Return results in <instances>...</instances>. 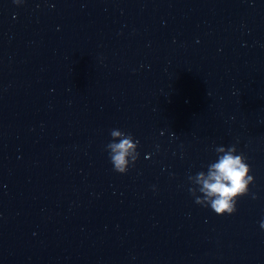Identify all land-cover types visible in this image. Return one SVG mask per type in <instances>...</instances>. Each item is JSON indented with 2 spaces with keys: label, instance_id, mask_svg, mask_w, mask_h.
I'll use <instances>...</instances> for the list:
<instances>
[{
  "label": "water",
  "instance_id": "obj_1",
  "mask_svg": "<svg viewBox=\"0 0 264 264\" xmlns=\"http://www.w3.org/2000/svg\"><path fill=\"white\" fill-rule=\"evenodd\" d=\"M236 141L216 215L186 175ZM262 218L264 0H0V264H264Z\"/></svg>",
  "mask_w": 264,
  "mask_h": 264
},
{
  "label": "clouds",
  "instance_id": "obj_2",
  "mask_svg": "<svg viewBox=\"0 0 264 264\" xmlns=\"http://www.w3.org/2000/svg\"><path fill=\"white\" fill-rule=\"evenodd\" d=\"M23 2L24 0H13L14 4ZM109 137L104 145L108 160L115 172L123 174L135 165L139 157V140L131 132L120 128L110 129ZM237 144L238 141L214 145L213 158L202 164L195 173L189 171L186 175L187 191L194 203L209 208L216 215L234 213L241 196L257 198L256 193L249 190V185L254 184L250 165L243 152L238 150ZM152 187L155 189L156 186ZM259 227L264 230V218L259 221Z\"/></svg>",
  "mask_w": 264,
  "mask_h": 264
}]
</instances>
